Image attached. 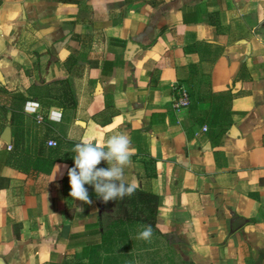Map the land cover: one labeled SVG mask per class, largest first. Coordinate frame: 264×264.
Wrapping results in <instances>:
<instances>
[{
	"label": "crops",
	"instance_id": "crops-1",
	"mask_svg": "<svg viewBox=\"0 0 264 264\" xmlns=\"http://www.w3.org/2000/svg\"><path fill=\"white\" fill-rule=\"evenodd\" d=\"M0 88L29 99L15 124L0 109V264H88L104 228L68 163L2 164L7 127L33 147L127 134L124 180L159 195L185 264H264V0H0Z\"/></svg>",
	"mask_w": 264,
	"mask_h": 264
},
{
	"label": "trees",
	"instance_id": "trees-1",
	"mask_svg": "<svg viewBox=\"0 0 264 264\" xmlns=\"http://www.w3.org/2000/svg\"><path fill=\"white\" fill-rule=\"evenodd\" d=\"M0 92L10 96L11 104L0 106V109L12 114L13 124L17 119L24 118V105L29 101L28 98L20 93L10 91L6 88H0ZM63 105L65 107H74L76 105L75 96L68 88H65L63 95ZM75 142H68L66 147L57 145L49 147L46 139H40L39 143L25 145L16 140L11 146L12 149L3 154L2 164L11 166L25 174L31 171L35 173L51 174L56 162H65L73 166L72 157L75 153L73 148ZM88 189L90 198L98 200L95 191L91 185H85ZM63 189L65 194L70 193V184L68 176L63 179ZM116 214L113 221L101 230V238L94 243L90 249L88 264H126L129 252L122 249V245H128L131 239L130 233L137 226H152V232L157 233L164 238L167 243L172 244L169 236L162 234L157 228L158 210L160 207L159 195L138 187L131 195H126L123 199L117 198Z\"/></svg>",
	"mask_w": 264,
	"mask_h": 264
},
{
	"label": "clouds",
	"instance_id": "clouds-1",
	"mask_svg": "<svg viewBox=\"0 0 264 264\" xmlns=\"http://www.w3.org/2000/svg\"><path fill=\"white\" fill-rule=\"evenodd\" d=\"M73 152V166L63 167L67 170L69 195L74 200L93 203L85 185H91L96 196L105 203L134 193L135 185L124 180V169L131 164L132 155L131 139L127 134L111 135L101 145L80 142L75 144ZM102 161L107 163V168L98 167ZM151 236V225L145 226L138 234V238L144 240Z\"/></svg>",
	"mask_w": 264,
	"mask_h": 264
},
{
	"label": "rangeland",
	"instance_id": "rangeland-1",
	"mask_svg": "<svg viewBox=\"0 0 264 264\" xmlns=\"http://www.w3.org/2000/svg\"><path fill=\"white\" fill-rule=\"evenodd\" d=\"M101 219L103 227H107L116 214L115 201L107 203L99 199ZM144 227L137 226L131 231V239L128 245H122V249L129 252L126 264H185L183 256L175 244H169L157 233L152 232L148 240L139 239L138 234Z\"/></svg>",
	"mask_w": 264,
	"mask_h": 264
},
{
	"label": "built area",
	"instance_id": "built-area-1",
	"mask_svg": "<svg viewBox=\"0 0 264 264\" xmlns=\"http://www.w3.org/2000/svg\"><path fill=\"white\" fill-rule=\"evenodd\" d=\"M191 105V96L189 91L186 88H181L177 94V97L174 102L176 109L188 108ZM58 144L55 141H49V147H56ZM8 149L11 150L12 146L9 145Z\"/></svg>",
	"mask_w": 264,
	"mask_h": 264
},
{
	"label": "water",
	"instance_id": "water-1",
	"mask_svg": "<svg viewBox=\"0 0 264 264\" xmlns=\"http://www.w3.org/2000/svg\"><path fill=\"white\" fill-rule=\"evenodd\" d=\"M1 139L9 146L12 145V135L10 127H7L2 133Z\"/></svg>",
	"mask_w": 264,
	"mask_h": 264
}]
</instances>
